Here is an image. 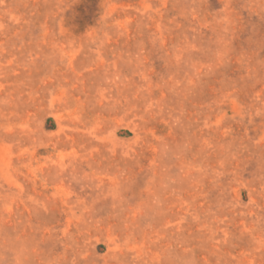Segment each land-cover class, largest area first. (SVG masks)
I'll use <instances>...</instances> for the list:
<instances>
[{"label":"rangeland","instance_id":"rangeland-1","mask_svg":"<svg viewBox=\"0 0 264 264\" xmlns=\"http://www.w3.org/2000/svg\"><path fill=\"white\" fill-rule=\"evenodd\" d=\"M0 264H264V0H0Z\"/></svg>","mask_w":264,"mask_h":264}]
</instances>
